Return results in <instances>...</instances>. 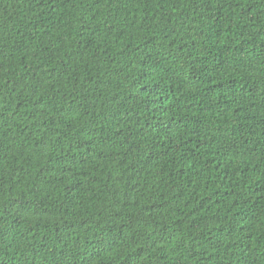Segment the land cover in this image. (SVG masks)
<instances>
[{"label": "trees", "instance_id": "trees-1", "mask_svg": "<svg viewBox=\"0 0 264 264\" xmlns=\"http://www.w3.org/2000/svg\"><path fill=\"white\" fill-rule=\"evenodd\" d=\"M0 264H264V0H0Z\"/></svg>", "mask_w": 264, "mask_h": 264}]
</instances>
